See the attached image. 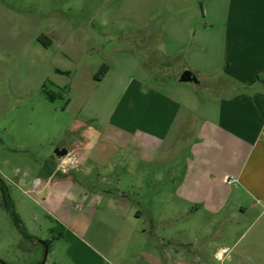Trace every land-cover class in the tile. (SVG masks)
<instances>
[{
  "label": "crops",
  "instance_id": "crops-1",
  "mask_svg": "<svg viewBox=\"0 0 264 264\" xmlns=\"http://www.w3.org/2000/svg\"><path fill=\"white\" fill-rule=\"evenodd\" d=\"M160 4L168 14L161 28L163 58L156 64L165 72L171 68L169 59L184 58L185 64L178 71L172 68L174 75L168 78H155L148 69L145 82L132 79L123 86L105 124L94 121L105 139L90 138L89 128H84L78 146L70 144L84 155L62 181L73 188L74 178L87 172L88 161L111 171L117 160L111 155L114 151L123 161L120 166L128 170L130 160L124 155L133 149L150 165L145 170L153 171L150 176L167 175L169 166L174 170L170 191L185 203L186 211L178 214L181 219L202 211L208 217L222 213L228 220L217 237L208 228L179 233L185 228L178 224L176 232L153 231L168 220H150L149 229L140 227L134 220L138 211L129 206L121 212L130 199L117 174L114 190L104 178L103 185L93 184L91 189L117 193L111 211L107 215L101 211L102 219L112 220H95L103 232L98 240L110 237L113 246L103 252L89 246L87 233L94 220H57L69 234L60 264H264V0H160ZM184 70L193 79L180 80ZM109 71L110 67L100 80ZM188 81L193 84H185ZM61 174L52 170L46 175V192L57 187L53 179ZM51 207L67 216L62 206ZM234 209L253 220L234 216ZM83 216L90 217L87 212ZM46 246L42 259L37 253L32 262L3 264H54L59 260L55 248L51 243Z\"/></svg>",
  "mask_w": 264,
  "mask_h": 264
},
{
  "label": "rangeland",
  "instance_id": "rangeland-1",
  "mask_svg": "<svg viewBox=\"0 0 264 264\" xmlns=\"http://www.w3.org/2000/svg\"><path fill=\"white\" fill-rule=\"evenodd\" d=\"M167 14L160 0H0V176L11 209L29 235L18 227L0 188V264L5 260L32 262L37 253L42 259L45 241L59 258L54 264H60L69 234L57 220H94L87 233L89 246L109 250L114 242L110 237L98 240L103 232L95 220H112L102 219L101 211L106 215L111 211L117 193L91 189L93 184L103 185L104 178L114 190L112 181L117 174L119 186L130 199L121 212L129 206L138 211L133 215L140 227L149 229L150 220H168L153 231L176 232L178 224L185 228L179 233L189 234L192 228L199 232L208 228L213 237L220 233L228 220L222 213L208 217L201 211L181 219L178 214L186 211L185 203L170 191L174 170L169 166L167 175L150 176L153 171H145L150 165L133 149L124 155L130 160V172L128 166H120L123 161L114 151L111 155L117 160L111 171L88 161L87 172L74 178L73 188L64 184L66 173H62L53 179L57 187L45 190L46 175L56 168L55 148L67 146L76 158L83 156V150L72 149L70 144L78 146L84 128H89L90 138L101 135L105 139V133L94 128V121L105 124L123 86L132 79L145 82L142 78L148 69L155 78H168L174 75L172 68L178 71L185 64L184 58L169 59L168 72L156 64L163 58L161 28ZM102 64L110 71L96 80L94 75ZM37 177L41 183L35 188ZM51 203L65 208L67 216L54 213ZM85 212L90 215L87 219ZM233 213L242 220H253L249 215L240 217L236 209Z\"/></svg>",
  "mask_w": 264,
  "mask_h": 264
},
{
  "label": "built area",
  "instance_id": "built-area-1",
  "mask_svg": "<svg viewBox=\"0 0 264 264\" xmlns=\"http://www.w3.org/2000/svg\"><path fill=\"white\" fill-rule=\"evenodd\" d=\"M77 166L78 161L75 154L68 150L65 155L57 157L56 168L53 171V174H57V171L59 173H67L71 169L77 168ZM39 180L40 179L37 177L34 184L37 185Z\"/></svg>",
  "mask_w": 264,
  "mask_h": 264
},
{
  "label": "trees",
  "instance_id": "trees-1",
  "mask_svg": "<svg viewBox=\"0 0 264 264\" xmlns=\"http://www.w3.org/2000/svg\"><path fill=\"white\" fill-rule=\"evenodd\" d=\"M107 69H108V65H107V64H102V65L100 66V68L98 69V71L96 72V74L94 75L95 79H96V80H100V79L102 78V76L106 73ZM0 188L2 189V192H3V196H4V200H5L6 205L11 209V203H10V201H9V199H8V194H7V191H6V189H5V186H4V183H3V181H2L1 176H0ZM11 210H12V209H11ZM12 213H13V215H14V217H15V221H16L18 227L20 228V230H21L25 235H28V234H26V232H25V230H24V227L21 225V222H20L19 218H17V216H16V214L13 212V210H12ZM45 243H46V244H49L48 241H45Z\"/></svg>",
  "mask_w": 264,
  "mask_h": 264
},
{
  "label": "water",
  "instance_id": "water-1",
  "mask_svg": "<svg viewBox=\"0 0 264 264\" xmlns=\"http://www.w3.org/2000/svg\"><path fill=\"white\" fill-rule=\"evenodd\" d=\"M182 81H187L193 79V76L189 70H184L179 77ZM68 152V149L66 147H57L54 150V154L56 157H61L65 155Z\"/></svg>",
  "mask_w": 264,
  "mask_h": 264
}]
</instances>
